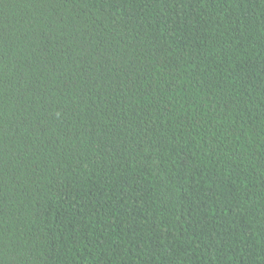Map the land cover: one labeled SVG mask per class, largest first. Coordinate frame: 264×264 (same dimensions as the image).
<instances>
[{
  "label": "trees",
  "instance_id": "obj_1",
  "mask_svg": "<svg viewBox=\"0 0 264 264\" xmlns=\"http://www.w3.org/2000/svg\"><path fill=\"white\" fill-rule=\"evenodd\" d=\"M0 264H264V0H0Z\"/></svg>",
  "mask_w": 264,
  "mask_h": 264
}]
</instances>
